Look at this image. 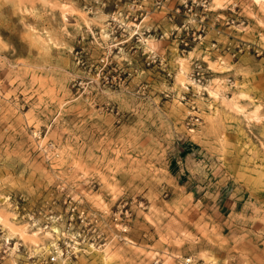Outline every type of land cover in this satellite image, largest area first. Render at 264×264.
Returning a JSON list of instances; mask_svg holds the SVG:
<instances>
[{
    "label": "rangeland",
    "instance_id": "1",
    "mask_svg": "<svg viewBox=\"0 0 264 264\" xmlns=\"http://www.w3.org/2000/svg\"><path fill=\"white\" fill-rule=\"evenodd\" d=\"M65 199L110 241L53 264H264V0H0V264Z\"/></svg>",
    "mask_w": 264,
    "mask_h": 264
},
{
    "label": "built area",
    "instance_id": "2",
    "mask_svg": "<svg viewBox=\"0 0 264 264\" xmlns=\"http://www.w3.org/2000/svg\"><path fill=\"white\" fill-rule=\"evenodd\" d=\"M192 76L198 82L203 80L202 72L198 68ZM198 119V116L191 117L194 122ZM63 205L64 209H54V206L48 203L40 206L38 212L42 213L44 210L45 218L41 222L34 219L33 215L28 217L34 228L41 231L47 229L53 238L48 253L44 257L38 256L35 264H53L61 259L77 257L78 254L90 250H99L110 241L102 226L104 218L101 213L83 203L79 204L66 199L63 200ZM117 219L118 216L113 217L115 225L118 226L114 235L124 240L127 226L117 222Z\"/></svg>",
    "mask_w": 264,
    "mask_h": 264
}]
</instances>
